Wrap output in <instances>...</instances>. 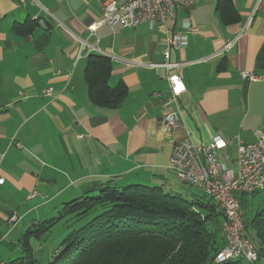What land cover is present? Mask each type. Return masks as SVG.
Here are the masks:
<instances>
[{"label":"crops","instance_id":"1","mask_svg":"<svg viewBox=\"0 0 264 264\" xmlns=\"http://www.w3.org/2000/svg\"><path fill=\"white\" fill-rule=\"evenodd\" d=\"M102 1L0 0L4 264L25 256L27 230L101 185L168 191L174 175L169 157L183 134L188 132L195 145L222 139L221 154L233 170L239 142H254L256 130L264 134V0H230L239 20L227 25L217 0H193L165 26L102 25L90 35L87 26L100 18ZM28 20L36 21L31 34L15 32L16 24ZM170 32L183 39L182 47L169 53L171 62L182 64L175 73L185 90L176 102L168 72L150 66L163 63ZM92 53L111 61L109 88L123 85L127 91L116 108L89 99L83 71ZM241 72L257 79L243 80ZM47 88L49 96L43 94ZM171 113L178 116L179 127L169 134L163 120ZM12 214L21 217L15 224L7 221ZM27 219L30 227L22 234ZM16 249L20 256L9 259ZM32 258L37 262L33 249Z\"/></svg>","mask_w":264,"mask_h":264},{"label":"trees","instance_id":"2","mask_svg":"<svg viewBox=\"0 0 264 264\" xmlns=\"http://www.w3.org/2000/svg\"><path fill=\"white\" fill-rule=\"evenodd\" d=\"M216 3L223 24L239 20L230 0ZM35 25V20H28L16 24L14 30L28 35ZM110 71L108 58L95 53L87 56L83 75L89 99L97 106L116 108L127 91L123 85L109 88ZM246 196H237L241 210ZM95 208H101L100 213L71 230L48 264H242L240 258L213 263L224 246L219 234L223 218L213 199L202 193L187 198L160 186L137 184L122 188L101 185L96 192L63 203L56 217L26 231L25 256L7 264H37L32 258L30 234L38 238L57 222L83 218ZM242 213L249 238L252 232L258 240L257 244L251 239L257 259L249 264H264V206L252 219Z\"/></svg>","mask_w":264,"mask_h":264},{"label":"built area","instance_id":"3","mask_svg":"<svg viewBox=\"0 0 264 264\" xmlns=\"http://www.w3.org/2000/svg\"><path fill=\"white\" fill-rule=\"evenodd\" d=\"M192 2L193 0H103L100 18L87 26V31L91 35L102 25L120 24L124 28H135L144 22H156L165 26L175 19L178 9H184ZM249 23L250 19L245 26ZM245 28L240 32H244ZM230 44L231 42L226 48ZM182 45L181 34L168 33L162 48L163 63L150 65L152 68H162L168 72L167 83L173 102H176L185 90V85L175 73L182 64L171 62L169 53L171 49H180ZM240 77L247 81L257 79L251 72H241ZM43 94L49 96L51 88L45 89ZM163 126L167 133L172 134L179 127L178 116L175 113L167 115ZM254 136V142H239L237 145L235 170L229 169L225 163L228 156L221 154L225 143L219 137H214L208 145H195L187 132L175 141L169 157L168 168L174 175L213 199L222 215L221 235L224 238V246L216 254V263L232 258H240L247 263L257 259V251L247 234L245 219L237 198L239 195L264 191V134L261 130H256ZM2 157L0 154V164ZM3 181L4 177L0 174V184ZM20 219L17 214H12L7 221L15 224ZM0 264L4 263L0 260Z\"/></svg>","mask_w":264,"mask_h":264},{"label":"rangeland","instance_id":"4","mask_svg":"<svg viewBox=\"0 0 264 264\" xmlns=\"http://www.w3.org/2000/svg\"><path fill=\"white\" fill-rule=\"evenodd\" d=\"M170 180L171 181L169 187H166V190H168V192L171 193L179 192L187 198L191 197L192 195H199L200 193L191 185L182 183V181L178 180L174 175H171ZM263 206H264V191L258 192L253 196L252 195L246 196L243 200L242 210L246 218L252 219L257 213V211L260 210ZM100 211L101 208H95L93 211H91L83 218L77 220H69V221L63 220L57 222L48 231L43 232L38 238H36L33 234H30L29 244L33 249V254L37 259V264H48V262L52 259V257L61 250V243L65 238V236L71 230H77L78 228L83 226L86 222L94 218L96 214L100 213ZM56 213L54 217H56L57 215ZM25 222L26 223H25V227L23 228L22 234H24L26 229L30 227L29 224L31 220L27 219ZM219 230H220L219 234L222 237L221 226L219 227ZM14 233H16V231L13 232V235ZM250 233L252 237L251 239H253L254 242L258 244V240L255 238L254 233L252 232ZM16 242L17 241H15V243ZM16 250L17 251L14 252L9 259L12 260L20 256V251L18 249ZM0 253H3V246L1 245H0ZM215 260H216V255L213 263H216ZM242 264H249V263L243 260ZM255 264H260V263L258 262Z\"/></svg>","mask_w":264,"mask_h":264},{"label":"water","instance_id":"5","mask_svg":"<svg viewBox=\"0 0 264 264\" xmlns=\"http://www.w3.org/2000/svg\"><path fill=\"white\" fill-rule=\"evenodd\" d=\"M43 22H39V24H42Z\"/></svg>","mask_w":264,"mask_h":264},{"label":"bare ground","instance_id":"6","mask_svg":"<svg viewBox=\"0 0 264 264\" xmlns=\"http://www.w3.org/2000/svg\"><path fill=\"white\" fill-rule=\"evenodd\" d=\"M227 260H229V259H227Z\"/></svg>","mask_w":264,"mask_h":264}]
</instances>
